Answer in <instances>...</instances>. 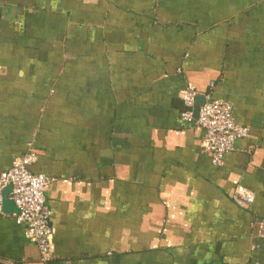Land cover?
I'll list each match as a JSON object with an SVG mask.
<instances>
[{
  "label": "crops",
  "instance_id": "0c3cea01",
  "mask_svg": "<svg viewBox=\"0 0 264 264\" xmlns=\"http://www.w3.org/2000/svg\"><path fill=\"white\" fill-rule=\"evenodd\" d=\"M186 86L248 129L220 167ZM30 144L52 264H264V0H0V174ZM13 215L0 264H39Z\"/></svg>",
  "mask_w": 264,
  "mask_h": 264
},
{
  "label": "built area",
  "instance_id": "2783aa9c",
  "mask_svg": "<svg viewBox=\"0 0 264 264\" xmlns=\"http://www.w3.org/2000/svg\"><path fill=\"white\" fill-rule=\"evenodd\" d=\"M198 96V92L191 86H186L182 91L180 98L184 111L181 119L203 131L202 145L210 153L211 164L220 167L225 156L234 151L236 142L248 136V129L235 122L230 103L214 99L210 95H204V104L194 119ZM37 160L38 152L30 144L28 151L14 160L7 171L0 174V213L2 192L5 187L11 186L8 198L18 209V213L13 215L16 223L23 228L24 236L29 243L37 247L40 255L39 264H52L55 246L46 189L53 178L30 171V167ZM234 200L240 206L250 205L253 196L239 187Z\"/></svg>",
  "mask_w": 264,
  "mask_h": 264
},
{
  "label": "water",
  "instance_id": "95a60500",
  "mask_svg": "<svg viewBox=\"0 0 264 264\" xmlns=\"http://www.w3.org/2000/svg\"><path fill=\"white\" fill-rule=\"evenodd\" d=\"M204 95H199L196 99V104H195V109H194V119L197 118L198 116V112H199V108L204 104ZM11 191V186H7L4 188L3 192H2V208H1V212L2 213H6V214H17L18 213V209L16 208V206L9 200L8 195Z\"/></svg>",
  "mask_w": 264,
  "mask_h": 264
},
{
  "label": "trees",
  "instance_id": "16d2710c",
  "mask_svg": "<svg viewBox=\"0 0 264 264\" xmlns=\"http://www.w3.org/2000/svg\"><path fill=\"white\" fill-rule=\"evenodd\" d=\"M183 111H184V110H183ZM183 111H182V113H183ZM182 113H181V114H182Z\"/></svg>",
  "mask_w": 264,
  "mask_h": 264
}]
</instances>
